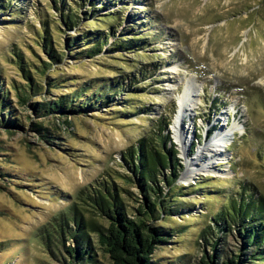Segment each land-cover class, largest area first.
Returning a JSON list of instances; mask_svg holds the SVG:
<instances>
[{
    "label": "rangeland",
    "instance_id": "obj_1",
    "mask_svg": "<svg viewBox=\"0 0 264 264\" xmlns=\"http://www.w3.org/2000/svg\"><path fill=\"white\" fill-rule=\"evenodd\" d=\"M0 4V82L9 89L24 126L12 133L0 126V264H64L63 257L56 260L47 253L40 230L65 211L79 191L109 177L138 193L122 177L123 154L161 120L168 122L165 134L171 135L182 166L174 187V194H182L178 211L165 226L180 233L156 249L153 264H197L204 251L211 254L201 236L227 197L242 189L264 196V0ZM55 6L74 8L80 22L73 28L62 25ZM44 23L63 55L46 76L37 75L40 91L21 103L16 89L10 88L12 82H24L13 51L22 53L30 65L40 64L39 59L50 62L38 44ZM88 32L105 35L102 49L75 60L64 50V42ZM122 43L130 48H118ZM48 75L63 78V86L49 91ZM80 87L88 88V97L103 90L109 102L69 117V125L58 114L43 117L30 106ZM187 87L192 88L194 108L185 124L193 125V138L183 154L174 121ZM233 125L241 131L223 146L229 158L216 163L214 170H197L189 177L187 160L195 158L218 130ZM203 152L201 162L208 158ZM236 229L220 234L219 250L238 251L241 239ZM98 255L102 264H112L105 251L99 249Z\"/></svg>",
    "mask_w": 264,
    "mask_h": 264
},
{
    "label": "trees",
    "instance_id": "obj_2",
    "mask_svg": "<svg viewBox=\"0 0 264 264\" xmlns=\"http://www.w3.org/2000/svg\"><path fill=\"white\" fill-rule=\"evenodd\" d=\"M55 7L62 25L73 28L80 22L74 8ZM2 9L0 4V11ZM37 36L38 44L50 62L39 59L40 64L32 63L31 66L22 53L13 51L14 63L24 82L19 85L12 82L10 88L16 89L21 103H28L31 96L40 91L42 84L37 75L46 76L51 65L60 61L63 55L56 50L58 43L54 42L46 23ZM104 37L93 32L75 38L68 37L64 42V50L75 60L82 59L84 55L92 57L101 51L100 39ZM133 42L130 45L133 46ZM84 44L86 48L75 50ZM130 45L122 43L118 48L128 49ZM64 81L59 76L48 75L46 86L49 91H53L62 87ZM87 90V87H80L73 93L67 92L53 100L33 102L30 106L37 115L43 117L58 114L63 123L69 125V117L93 111L100 102V105L109 102L103 90L92 97L86 96ZM22 124L23 121L11 104L9 89L2 81L0 126L12 133L23 129ZM167 125V121H159L155 130L123 154L121 166L125 172L122 177L134 184L138 193L118 184L116 177H109L104 182L79 191L72 204L40 230L39 239L53 259L63 257L64 264H102L98 255L101 249L112 264H153L156 249L180 233L165 226L171 215L177 213L176 203L180 201L178 197L182 196L174 194L177 192L175 181L182 166L171 135L165 134ZM42 128L38 126L37 130L41 131ZM50 134L44 133L46 137H52ZM243 191L227 197L212 218L208 230H203L201 238L212 248V253L204 251L197 264L264 263V196L251 189ZM160 220L162 224H157ZM233 227H237V237L241 239L238 251L228 253L219 250L222 240L220 234L232 233ZM67 242H70L69 245Z\"/></svg>",
    "mask_w": 264,
    "mask_h": 264
},
{
    "label": "bare ground",
    "instance_id": "obj_3",
    "mask_svg": "<svg viewBox=\"0 0 264 264\" xmlns=\"http://www.w3.org/2000/svg\"><path fill=\"white\" fill-rule=\"evenodd\" d=\"M184 91V94L179 97L178 112L175 116L174 121L175 134L178 142L182 145L181 147L183 148V154L188 152V147L191 145L190 143L193 138V125L189 123L190 125L186 127L185 122L192 119L193 116L189 113V111L194 108V102L192 101L193 98H189L192 93V88L187 87ZM240 131L241 129L238 127V125H233L229 128L222 127L220 130H218L214 134V136L211 137V141L207 142V144H205L198 151L200 153L195 158H190L189 160H187V172L189 173V177L193 175L197 170H214V166L216 165V163L227 160L229 158V155L225 154L223 146L227 145V141L229 138H234L235 133ZM203 151L207 152L208 158L201 162L200 154H204Z\"/></svg>",
    "mask_w": 264,
    "mask_h": 264
}]
</instances>
